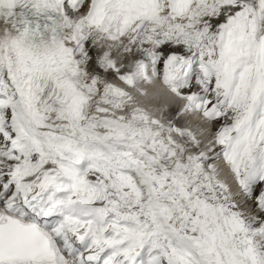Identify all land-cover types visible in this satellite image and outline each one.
<instances>
[{"label":"snow or ice","instance_id":"obj_1","mask_svg":"<svg viewBox=\"0 0 264 264\" xmlns=\"http://www.w3.org/2000/svg\"><path fill=\"white\" fill-rule=\"evenodd\" d=\"M0 264H264V0H0Z\"/></svg>","mask_w":264,"mask_h":264}]
</instances>
